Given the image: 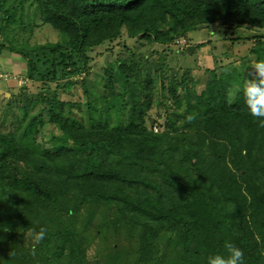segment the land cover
Masks as SVG:
<instances>
[{
    "label": "trees",
    "instance_id": "1",
    "mask_svg": "<svg viewBox=\"0 0 264 264\" xmlns=\"http://www.w3.org/2000/svg\"><path fill=\"white\" fill-rule=\"evenodd\" d=\"M202 28H219L221 43L196 44L247 53L208 70L199 93L183 76L162 84L159 131L145 125L155 80L134 52L106 62L96 91L89 83L104 44L183 40L191 53L187 34ZM43 29L55 38L36 40ZM3 50L38 92L0 129V264H206L225 240L264 264V128L241 91L264 59V0H0ZM75 85L84 101L59 97ZM41 227L33 255L28 233Z\"/></svg>",
    "mask_w": 264,
    "mask_h": 264
},
{
    "label": "rangeland",
    "instance_id": "2",
    "mask_svg": "<svg viewBox=\"0 0 264 264\" xmlns=\"http://www.w3.org/2000/svg\"><path fill=\"white\" fill-rule=\"evenodd\" d=\"M214 30L202 28L189 32L187 38L190 39L191 45L196 46V50L191 53H184L178 49L183 46V43H178V45L171 44L168 47L160 44L149 47V45H141L138 41L128 39L125 36L112 44H104L93 53L94 61L91 63V71L88 76L89 83L93 86L94 91H96V81L103 72L106 62H114L117 58L125 57L131 51L134 52L139 69H142L143 74L150 73L155 80L153 104L146 112L145 125L147 128L153 129V131H159L157 124L162 122L165 109L164 103H169L166 90L162 89V84H166L172 78L180 80L183 76L195 93H199L209 75L208 70H219L222 66L230 63L236 66L241 65V62L238 63V61L246 55V47L248 45L234 47L233 50L228 52L227 56L221 57L214 53L216 49L213 47V43L196 44V42H205L204 39L206 38V40L214 39L217 44H220L221 41L218 40H220V37L222 39V32L219 28H215ZM243 32L246 34V31ZM34 38L38 41L53 40L55 35L48 29H43ZM123 41L128 44L126 46L129 48V51L125 50L121 45L118 46ZM190 43L187 47L191 46ZM105 48H107V51H105ZM152 49L155 50L154 54L152 53ZM25 70V61L21 56L7 50H3L0 53V73L23 75V73L25 74ZM139 79L141 80L143 77H139ZM189 79H192V82H189ZM17 86L14 85L11 79L7 81L0 80V129L3 131H10L12 129L11 121L14 120L13 116L20 112L19 106L24 104L26 94L38 92V88L30 83L26 85L25 91ZM52 87L53 85L51 86V90ZM8 93H10V97L7 95ZM58 95L62 100L84 101V94L79 85L73 86L68 91L58 90ZM8 102L10 103L7 105ZM47 127L50 130L54 129L52 124Z\"/></svg>",
    "mask_w": 264,
    "mask_h": 264
},
{
    "label": "clouds",
    "instance_id": "3",
    "mask_svg": "<svg viewBox=\"0 0 264 264\" xmlns=\"http://www.w3.org/2000/svg\"><path fill=\"white\" fill-rule=\"evenodd\" d=\"M175 41V43H183ZM183 47V46H182ZM250 71L242 86V102L247 113L258 122V127L264 128V59L254 60L248 66ZM3 74L0 73V80L7 81L11 79L14 85L20 86L28 85V77L23 75L7 74L10 77L4 79ZM12 76H16L13 78ZM21 81V83H19ZM10 97V93H8ZM8 97V98H9ZM197 118L196 113H189L185 119L187 122H192ZM28 235L33 240L32 254H35V245L39 244L47 235V229L41 227L38 231L33 229ZM224 252L213 253L206 257V264H244V251L231 240L224 241ZM264 255V253H262Z\"/></svg>",
    "mask_w": 264,
    "mask_h": 264
},
{
    "label": "built area",
    "instance_id": "4",
    "mask_svg": "<svg viewBox=\"0 0 264 264\" xmlns=\"http://www.w3.org/2000/svg\"><path fill=\"white\" fill-rule=\"evenodd\" d=\"M178 42H183V40H179ZM4 79H7L8 77H10L7 74H3ZM13 78H16V76H12ZM19 83H21V81H19Z\"/></svg>",
    "mask_w": 264,
    "mask_h": 264
},
{
    "label": "water",
    "instance_id": "5",
    "mask_svg": "<svg viewBox=\"0 0 264 264\" xmlns=\"http://www.w3.org/2000/svg\"><path fill=\"white\" fill-rule=\"evenodd\" d=\"M187 50L190 52L193 50V47L189 46V47H187Z\"/></svg>",
    "mask_w": 264,
    "mask_h": 264
},
{
    "label": "crops",
    "instance_id": "6",
    "mask_svg": "<svg viewBox=\"0 0 264 264\" xmlns=\"http://www.w3.org/2000/svg\"><path fill=\"white\" fill-rule=\"evenodd\" d=\"M8 95V94H7Z\"/></svg>",
    "mask_w": 264,
    "mask_h": 264
}]
</instances>
